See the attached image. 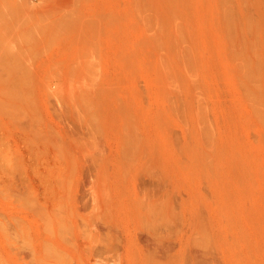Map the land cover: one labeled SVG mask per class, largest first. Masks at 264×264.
<instances>
[{
	"label": "rangeland",
	"instance_id": "1",
	"mask_svg": "<svg viewBox=\"0 0 264 264\" xmlns=\"http://www.w3.org/2000/svg\"><path fill=\"white\" fill-rule=\"evenodd\" d=\"M0 264H264V0H0Z\"/></svg>",
	"mask_w": 264,
	"mask_h": 264
}]
</instances>
